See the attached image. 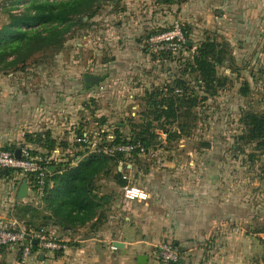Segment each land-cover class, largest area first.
Listing matches in <instances>:
<instances>
[{
  "label": "rangeland",
  "instance_id": "rangeland-1",
  "mask_svg": "<svg viewBox=\"0 0 264 264\" xmlns=\"http://www.w3.org/2000/svg\"><path fill=\"white\" fill-rule=\"evenodd\" d=\"M31 1L0 0V27L8 22L9 14L22 12ZM176 23L186 31L190 50L176 58L148 55L143 49L144 39ZM115 33H128L130 38L125 44L140 48L148 61H137L130 68L131 72L125 74L116 64L114 67L112 48L117 49L119 43ZM208 40L218 44L221 63L215 70L224 86L206 93L196 86V75L188 68L196 50ZM155 60L163 61L157 69L161 82L149 87L147 70L150 71L153 64L150 62ZM169 66L171 69L166 70ZM85 74L104 79L85 89ZM180 80L186 81L181 83ZM168 89L171 93L194 95L196 106L190 112H181L174 121H153L157 112H143L148 95L157 90L168 93ZM2 94H27L33 100L28 101L26 112H46L44 122L61 129L63 139H55L46 131L26 133L17 145L0 146V150L5 151L24 149L30 157L38 158L47 166L57 164L59 167L61 159L76 166L99 153L100 147L106 145L105 137L112 134L119 138H145L147 153L125 158V163L138 158L150 160L156 152L163 157L172 156L179 148L172 150L169 145L180 142L188 143L185 150L190 152L202 149L205 158L219 161L218 173L224 178L219 181V190L234 191L237 208L246 210V216L235 212L229 219L238 224V232L246 228L248 234L260 238L264 244V231L261 232L264 227V149L239 139L245 131L242 112L264 111V0H114L104 3L86 25L76 21L58 51L34 54L20 70L0 71ZM6 103L7 107L5 101H0V112H5V108L9 110L10 101ZM82 133H88L90 140L97 142L96 148L80 151L74 141ZM56 151L60 152L59 158L52 160ZM113 169L98 176L93 184L98 196L110 197L106 211L121 197L120 180L114 178ZM123 171L125 173L126 169ZM7 172V175L21 176L19 172ZM100 184H105L109 194L101 195L104 191ZM20 215L24 216L22 212ZM165 241L169 240L160 239L154 247L155 254L158 245Z\"/></svg>",
  "mask_w": 264,
  "mask_h": 264
},
{
  "label": "crops",
  "instance_id": "crops-1",
  "mask_svg": "<svg viewBox=\"0 0 264 264\" xmlns=\"http://www.w3.org/2000/svg\"><path fill=\"white\" fill-rule=\"evenodd\" d=\"M118 34L117 49L112 48V63L125 74L131 72L137 61L146 63L148 57L140 48L125 44L130 38L128 33ZM161 62H150L153 64L147 70L150 74L146 81L149 87L161 82L157 71ZM30 100L33 98L27 94L0 95L5 107L10 101L9 110L0 112V146L17 145L26 133L46 131L55 139L64 138L61 129L44 122L46 112H26ZM186 145L189 147L186 142L169 145L172 150L179 148L171 151L172 156L163 157L156 152L150 160L138 158L125 163L131 182L148 192L147 202H125L120 197L111 210L106 211L104 206L92 220L71 228L55 225L42 200L34 203L28 193L19 199L23 176L7 175V170H0V220L32 221L34 228L66 244L64 251H43L37 245L27 264L40 263L41 255L43 264H158L154 247L161 238L172 241L180 264H264V244L260 238L248 234L246 228L243 233L238 232V224L229 219L235 212L246 216V210L237 208L234 191L219 190V181L224 180L218 173L219 161L205 158L202 149L185 150ZM100 186L104 191L101 195L109 194L105 184ZM23 208L35 210L36 214L18 217ZM139 256L145 258L139 261ZM19 257L18 248L0 249V264H20Z\"/></svg>",
  "mask_w": 264,
  "mask_h": 264
},
{
  "label": "trees",
  "instance_id": "trees-1",
  "mask_svg": "<svg viewBox=\"0 0 264 264\" xmlns=\"http://www.w3.org/2000/svg\"><path fill=\"white\" fill-rule=\"evenodd\" d=\"M112 1L114 0H33L24 7L22 12L9 14L8 22L0 27V71L20 70L25 67L32 55L49 50L58 51L64 43L65 35L76 21L83 26L86 25L102 4ZM83 18L86 19L85 22ZM189 48L187 46L186 51L190 50ZM217 48L218 44L214 40L201 44L192 56V62L188 68L189 72L196 75V86L201 87L206 93L214 91L216 87L224 86L223 80L218 78L215 70V67L221 63L220 51ZM11 56L12 59L8 60ZM185 81L180 80L181 83ZM188 84L190 82H186V85ZM166 92L170 94L157 90L148 95L147 106L143 112H157L153 121H161V119L168 122L174 121L181 112H190L196 106L194 95L171 93V89ZM156 97H158L157 100ZM262 102L264 105V99ZM241 122L245 131L239 139L245 144H255L257 148L264 149V111L259 114L242 112ZM113 136L114 143L128 141L139 143L144 148L145 154L147 153V147L143 143L145 138ZM74 142L80 147L81 152L83 148L85 149V144L78 143L76 140ZM103 146L105 145L100 148ZM133 156L137 155L133 154L130 158ZM119 161H124L121 154L107 156L97 153L82 160L76 166H71L64 160L58 163L59 167L57 164L49 166L55 170L49 173L47 187L40 200L53 218L54 224L61 228L81 226L98 215V212L109 204L110 197L98 196L95 193L94 180L101 174L110 173L114 167V178H119L118 184L122 187L125 184L121 179L125 166L119 171ZM21 212L24 215L30 214V217L36 214L35 210L23 208L19 210L18 217L21 216ZM24 223L33 227L32 221ZM263 231L264 227L261 232ZM32 251L36 252L37 246L33 245Z\"/></svg>",
  "mask_w": 264,
  "mask_h": 264
},
{
  "label": "built area",
  "instance_id": "built-area-1",
  "mask_svg": "<svg viewBox=\"0 0 264 264\" xmlns=\"http://www.w3.org/2000/svg\"><path fill=\"white\" fill-rule=\"evenodd\" d=\"M187 36L184 28L176 23L171 28L149 35L144 39L143 49L148 55L156 57L176 58L185 55L187 49ZM106 145L99 149V153L107 156L121 154L123 158H130L133 154L143 156L144 148L139 143H114V136L107 135ZM78 143L85 144V149L96 148L97 142L91 141L88 133H82L77 139ZM0 150V170L19 172L27 185V193L36 203L44 195L47 187V177L53 167L40 162L38 158H32L24 149L20 150V157L16 158L14 151ZM59 151L55 152L52 160H58ZM51 161V160H50ZM63 161L62 159L59 160ZM125 166L124 161L118 162L119 170ZM121 179L125 184L121 187V198L125 202H146L149 199L148 192L133 184L128 174L123 173ZM29 236L30 239H26ZM32 239L39 241L38 246L43 251H64L66 244L49 238L41 230H35L24 222L15 220H0V249L18 248L20 252L19 263L27 264L33 254ZM156 257L158 264H180V255L172 242L165 241L158 245Z\"/></svg>",
  "mask_w": 264,
  "mask_h": 264
},
{
  "label": "water",
  "instance_id": "water-1",
  "mask_svg": "<svg viewBox=\"0 0 264 264\" xmlns=\"http://www.w3.org/2000/svg\"><path fill=\"white\" fill-rule=\"evenodd\" d=\"M187 46H188V47H191V43L188 42V43H187ZM103 79H104V78L101 77V76H96V75H91V74H85V75H83V83H84V87H85V89H88V88H90L91 86L98 85L100 82L103 81ZM14 155H15L16 158H19V157H20V150H19V149H16V150L14 151ZM26 196H27V185H26L25 182H23V183L21 184V187H20L19 191H18V197H19V199H23V198H25ZM26 239H30V237H29V236H26ZM31 243H32L33 245L37 246V245L39 244V241H38L37 239H32V240H31ZM115 245H116L115 247L121 248V245H120V244H115ZM117 245H118V246H117ZM143 258H145V256H139V257H138V260L141 261V259H143ZM39 262H40V263H37V264H43V262H44V257H43V255H41V256L39 257Z\"/></svg>",
  "mask_w": 264,
  "mask_h": 264
}]
</instances>
